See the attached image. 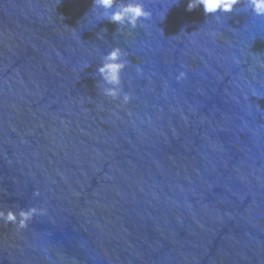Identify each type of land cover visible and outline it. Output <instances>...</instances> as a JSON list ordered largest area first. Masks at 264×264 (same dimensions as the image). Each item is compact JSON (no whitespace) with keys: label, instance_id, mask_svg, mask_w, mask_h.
I'll list each match as a JSON object with an SVG mask.
<instances>
[{"label":"water","instance_id":"obj_1","mask_svg":"<svg viewBox=\"0 0 264 264\" xmlns=\"http://www.w3.org/2000/svg\"><path fill=\"white\" fill-rule=\"evenodd\" d=\"M92 3L0 0V210H43L0 264H264V17ZM115 47L128 103L96 87Z\"/></svg>","mask_w":264,"mask_h":264},{"label":"clouds","instance_id":"obj_2","mask_svg":"<svg viewBox=\"0 0 264 264\" xmlns=\"http://www.w3.org/2000/svg\"><path fill=\"white\" fill-rule=\"evenodd\" d=\"M241 0H187L186 11L191 12L195 9H203L205 17L215 16L219 13H231ZM247 7L258 17H264V0H247ZM90 12L93 13L97 21H108L118 25V28H136L143 19L151 17L152 13L147 10L142 0H93ZM107 31V29H102ZM125 53L119 47L102 55L101 63L96 69L100 80L96 87L102 94L111 97L113 100L122 99L123 103H128L131 96L123 92L121 83V72L127 65L124 59ZM89 67L84 65V69ZM139 71V69H138ZM184 76L181 72L177 79ZM43 214V210L35 207L27 209L21 208L18 212L9 209L7 212L0 210V220L5 223H12L18 228L27 226V222L34 215Z\"/></svg>","mask_w":264,"mask_h":264}]
</instances>
